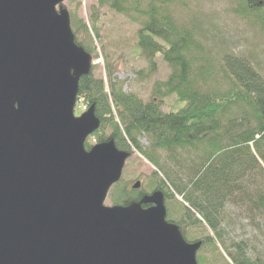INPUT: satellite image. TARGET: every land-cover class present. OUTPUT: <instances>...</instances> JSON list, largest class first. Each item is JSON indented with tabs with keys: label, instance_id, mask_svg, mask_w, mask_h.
Returning a JSON list of instances; mask_svg holds the SVG:
<instances>
[{
	"label": "water",
	"instance_id": "water-1",
	"mask_svg": "<svg viewBox=\"0 0 264 264\" xmlns=\"http://www.w3.org/2000/svg\"><path fill=\"white\" fill-rule=\"evenodd\" d=\"M62 1L0 0V264H196L200 242L165 220L161 192L103 205L129 153L84 147L99 125L74 115L91 58Z\"/></svg>",
	"mask_w": 264,
	"mask_h": 264
},
{
	"label": "trees",
	"instance_id": "trees-1",
	"mask_svg": "<svg viewBox=\"0 0 264 264\" xmlns=\"http://www.w3.org/2000/svg\"><path fill=\"white\" fill-rule=\"evenodd\" d=\"M97 3L127 16L136 11L141 19L137 49L147 70L155 69L156 56L160 55L170 67V74L156 85L153 97L143 102L123 91L121 82L109 71L106 88L103 79L93 76L91 65L89 72L79 77L76 95V105L82 101L99 121L88 137H93L96 144L112 141L123 152L137 151L158 168L166 181L154 172L152 185L154 191L162 193L163 204L174 195L183 199L177 202L182 212L180 222L167 219L164 204L165 220L178 227L187 243L198 241L186 240L182 226L204 223L213 232V239L206 238L205 245L221 244L230 264H264V251L257 248V239L236 240L226 247L224 236L225 226L229 225L226 213L236 207L258 220L255 227L264 230L263 74L239 53L213 51L219 46L212 49L193 27L178 22L168 6L155 0L144 6L142 0ZM237 6L239 14L249 16L264 32V0H239ZM96 18L91 17V29L97 38ZM78 23L75 28L70 26L74 43L91 57L93 44L79 42L77 36L81 32L91 37L89 28ZM170 94L183 105L164 112L161 99ZM106 127L110 128L108 136ZM138 136L147 137L146 147L139 144ZM92 146L85 141L86 150ZM161 151L178 164L171 169L161 164ZM110 195L113 206L140 199L139 191L127 190L120 183Z\"/></svg>",
	"mask_w": 264,
	"mask_h": 264
},
{
	"label": "rangeland",
	"instance_id": "rangeland-1",
	"mask_svg": "<svg viewBox=\"0 0 264 264\" xmlns=\"http://www.w3.org/2000/svg\"><path fill=\"white\" fill-rule=\"evenodd\" d=\"M149 0H142L146 5ZM168 6L176 20L191 26L198 36L211 48L219 46L217 50H231L245 56L250 63L264 76V32L249 19V16L238 13L239 0H155ZM65 10L69 17L70 26L75 28L78 21L86 24L91 37L78 32L79 42L93 44L90 64L95 78L103 79L107 88V73L121 82L123 91L136 95L143 102L149 101L155 94L158 83L165 81L170 74V67L163 61L160 55L156 56V67L153 71L147 70V64L141 52L137 49V31L140 28L141 19L136 11L127 16L114 11L108 6H99L97 0H64L56 6V10ZM98 17L99 36L96 38L91 29V17ZM217 56V53H213ZM107 90V89H106ZM183 103L178 101L176 95L170 94L161 99V110L164 112L176 111ZM85 104L80 101L75 104L74 114L86 112ZM110 128L106 127L105 136H108ZM138 142L142 147L148 145L145 136H138ZM89 145L96 143L93 137H88ZM160 163L163 162L170 169L177 161H170L167 154L159 153ZM177 155L173 156L175 158ZM168 163V164H167ZM156 172L160 179L166 181L163 174L137 151L129 153L121 168L119 178L109 187L103 205L113 206L111 203V191L115 184L120 183L127 190L133 189L140 192V199L130 201L122 207H143V196H150L154 191L152 181ZM139 186L134 188V184ZM174 199L166 200L167 219L180 222L182 212L177 202H183L181 196L174 195ZM233 207V206H231ZM225 244L228 247L233 241L251 238L257 239V248L264 251V230L255 227V222L243 208H231L226 213ZM166 219V218H165ZM166 219V220H167ZM185 229V238L189 242L197 240L202 242L195 251L196 264H230L225 248L219 244L209 243L205 245L206 238L213 239L212 230L204 223L193 226L190 223L182 226ZM255 243V242H254Z\"/></svg>",
	"mask_w": 264,
	"mask_h": 264
}]
</instances>
